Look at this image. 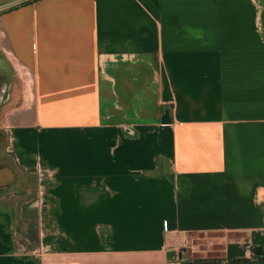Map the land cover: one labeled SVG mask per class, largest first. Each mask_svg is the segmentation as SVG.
Masks as SVG:
<instances>
[{
	"label": "crops",
	"instance_id": "1",
	"mask_svg": "<svg viewBox=\"0 0 264 264\" xmlns=\"http://www.w3.org/2000/svg\"><path fill=\"white\" fill-rule=\"evenodd\" d=\"M0 51V264H264V0H0Z\"/></svg>",
	"mask_w": 264,
	"mask_h": 264
},
{
	"label": "rangeland",
	"instance_id": "2",
	"mask_svg": "<svg viewBox=\"0 0 264 264\" xmlns=\"http://www.w3.org/2000/svg\"><path fill=\"white\" fill-rule=\"evenodd\" d=\"M0 81L1 83H3L4 85H10L12 89H14V87L17 86V80L13 74V72L11 71V68L9 67V62L7 61V59L2 55L1 51H0ZM3 102H0V121L2 118V112H1V107H3ZM1 124V122H0ZM25 182H21V180L18 178L17 179V187L20 186L22 187V185H26L27 187H34L35 185V179H25ZM31 232L33 234H31L32 236H35L37 234V229L35 227L31 228ZM35 237H33L34 240ZM38 245V244H37Z\"/></svg>",
	"mask_w": 264,
	"mask_h": 264
},
{
	"label": "flooded vegetation",
	"instance_id": "3",
	"mask_svg": "<svg viewBox=\"0 0 264 264\" xmlns=\"http://www.w3.org/2000/svg\"><path fill=\"white\" fill-rule=\"evenodd\" d=\"M9 67H10V64H9ZM11 70H12V68H11ZM11 94H12L11 86L10 85H4L0 81V102L1 103L3 102V104H5L6 101L10 98Z\"/></svg>",
	"mask_w": 264,
	"mask_h": 264
}]
</instances>
